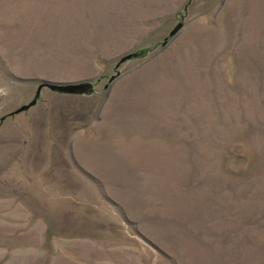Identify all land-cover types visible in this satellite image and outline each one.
<instances>
[{
  "label": "rangeland",
  "instance_id": "1",
  "mask_svg": "<svg viewBox=\"0 0 264 264\" xmlns=\"http://www.w3.org/2000/svg\"><path fill=\"white\" fill-rule=\"evenodd\" d=\"M0 264H264V0H0Z\"/></svg>",
  "mask_w": 264,
  "mask_h": 264
},
{
  "label": "water",
  "instance_id": "2",
  "mask_svg": "<svg viewBox=\"0 0 264 264\" xmlns=\"http://www.w3.org/2000/svg\"><path fill=\"white\" fill-rule=\"evenodd\" d=\"M181 26V23L176 24L175 27L170 31V34H175ZM133 54L134 53H125L120 56L119 60L117 61V65L129 59ZM42 86H47L54 91L64 93H90L93 90L91 78L76 81H51L48 79H40L39 88ZM28 106V104H25L22 106V109H25Z\"/></svg>",
  "mask_w": 264,
  "mask_h": 264
},
{
  "label": "crops",
  "instance_id": "3",
  "mask_svg": "<svg viewBox=\"0 0 264 264\" xmlns=\"http://www.w3.org/2000/svg\"><path fill=\"white\" fill-rule=\"evenodd\" d=\"M170 12H165V13H162V14H157L158 16L156 17V19H162V18H166V17H168V14H169ZM134 47H135V45H133V46H131L128 50H131L132 51V49H134ZM124 53H126V51H123V52H120L119 54H117L116 56H118V55H120V54H124ZM79 80V79H78ZM74 81H76V80H74Z\"/></svg>",
  "mask_w": 264,
  "mask_h": 264
}]
</instances>
